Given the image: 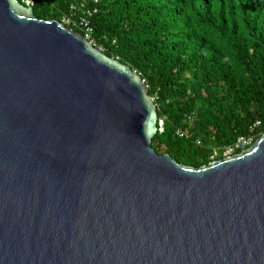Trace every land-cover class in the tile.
Instances as JSON below:
<instances>
[{
    "label": "water",
    "instance_id": "1",
    "mask_svg": "<svg viewBox=\"0 0 264 264\" xmlns=\"http://www.w3.org/2000/svg\"><path fill=\"white\" fill-rule=\"evenodd\" d=\"M159 120L137 71L0 0V264H264V136L198 169Z\"/></svg>",
    "mask_w": 264,
    "mask_h": 264
},
{
    "label": "trees",
    "instance_id": "2",
    "mask_svg": "<svg viewBox=\"0 0 264 264\" xmlns=\"http://www.w3.org/2000/svg\"><path fill=\"white\" fill-rule=\"evenodd\" d=\"M94 7L97 46L142 76L165 120L158 154L200 169L264 136V0H44L34 12L62 22Z\"/></svg>",
    "mask_w": 264,
    "mask_h": 264
},
{
    "label": "built area",
    "instance_id": "3",
    "mask_svg": "<svg viewBox=\"0 0 264 264\" xmlns=\"http://www.w3.org/2000/svg\"><path fill=\"white\" fill-rule=\"evenodd\" d=\"M21 4L26 6L27 8L34 9L39 3H41L44 0H18ZM96 3H99V0H96ZM75 9V8H74ZM99 13V9L97 7H94L93 9L86 10L82 15L78 16L75 14H72L70 16H65L62 20V23L65 24L70 28V26H74L78 28L80 31H82L83 36L85 39L90 41L94 44L95 47L99 48L97 46V42L94 38V27L92 23V18ZM103 51V48H99ZM261 126V122H257L256 125H254L253 130ZM159 134H163L165 132V120L160 119L159 124ZM178 137L185 139L188 138V134L183 129H179L177 131ZM254 137H241L238 139V141L232 145L227 147L224 150V157L230 158L236 155L238 150H247V148L251 147L255 143ZM198 144H201V141L198 142ZM218 155V152L216 151L212 159H215Z\"/></svg>",
    "mask_w": 264,
    "mask_h": 264
}]
</instances>
